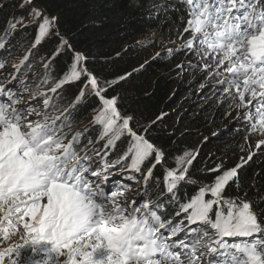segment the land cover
<instances>
[{"label":"snow or ice","instance_id":"obj_1","mask_svg":"<svg viewBox=\"0 0 264 264\" xmlns=\"http://www.w3.org/2000/svg\"><path fill=\"white\" fill-rule=\"evenodd\" d=\"M19 7L28 9L31 23L38 25L29 53L45 38L57 41L44 65L46 72L62 52L71 51L73 63L45 92H30L25 81L12 73L11 80L4 76L0 83V96H6L0 101V243L19 228L24 239L15 249L0 250V264H5L6 256L8 264L21 258L24 264H50L59 256L66 257L64 264H264V194L257 190L255 199L226 195L229 188L241 189V172L258 153L249 151L230 168L222 164L206 168L215 175L202 182L191 173L199 152H186L176 157L175 168L165 171L163 190L159 181L152 185L150 178L166 161V153L152 141L151 125L139 127L137 121L138 129L133 128L135 117L121 112L117 96H106L132 73L105 80L101 86L100 79L81 65L83 54L60 34L56 18L48 16L38 0H19ZM151 7L155 12L181 13L183 31L177 35H191L175 51L197 58L187 67L203 74L201 90H211L217 110L225 104L240 110L237 120L246 121V143L254 136L264 137V0H161ZM22 19L13 16L5 22L0 49H8L9 37ZM151 42L138 43L146 47ZM29 59L23 56L13 65L14 72L30 66ZM177 67L183 71L185 66ZM0 69L7 71L4 63ZM17 81L20 87L13 91ZM75 81L84 87L66 107L57 108L53 101L63 99L64 85ZM47 82L46 76L37 87ZM85 88L98 98L100 107L94 109L91 124L69 139L64 128H70L68 118L86 99ZM22 90L31 103H20ZM41 101V108L34 106ZM49 110L59 115L52 116ZM94 126H99L96 139L83 144L84 132ZM99 142H104L103 154L97 151ZM255 148L264 155V139H258ZM109 152L117 158L109 157L103 166L92 155L103 160ZM116 168L143 177L145 186L135 198L126 195L128 184L110 181ZM184 185L193 188L190 196L181 195ZM166 203L172 205L170 210ZM232 237L254 239L245 243L225 239ZM25 247L44 258L22 257Z\"/></svg>","mask_w":264,"mask_h":264},{"label":"trees","instance_id":"obj_2","mask_svg":"<svg viewBox=\"0 0 264 264\" xmlns=\"http://www.w3.org/2000/svg\"><path fill=\"white\" fill-rule=\"evenodd\" d=\"M160 2L161 0H38L45 13L56 18L60 34L77 52L83 54L85 59L81 61V65L100 79L101 86H104L105 80L112 81L120 75L132 73L129 79L110 89L106 96H117L121 112L135 117L133 128L138 129L137 121L139 127L151 125V139L163 149L167 159L154 169L150 182L155 185L159 181L160 189L163 190L165 171L175 168L176 157L183 156L186 152H199L191 173L202 182L212 181L215 174L204 170L219 164V154L236 151V136L231 135L228 129L241 119L237 120L235 113L229 115L228 104L217 110V100L211 98V90H201L203 74L197 68L187 67L192 57L186 58L184 51H175L190 36V33L182 38L177 35L183 31L181 13L155 12L151 5ZM0 9V29L13 16L23 18L17 24L18 30L9 40L8 49H0V62L7 68L11 64L8 57L11 51L32 48L38 25L31 23L28 9H21L19 0H0ZM139 38L160 39L169 45L159 50L160 55L155 59L153 57L156 54L140 59L135 48ZM56 46L57 41L45 38L30 53L32 65L35 62L42 63L41 82L47 76L45 86L49 88L64 76L73 63L72 52H62L46 72L44 65L52 58ZM169 49L173 50L172 55H169ZM180 64L185 66L183 71L177 67ZM82 87L84 84L80 81L68 83L64 85L63 99L57 97L56 100L59 104H69ZM85 92L86 99L79 110L68 118L70 126L76 122H92L96 114L94 109L98 110L100 107L98 98L88 95L90 88H85ZM161 116L162 119L157 120ZM152 121L156 123L151 124ZM244 123L246 125L245 120ZM205 137L208 139L205 140ZM88 139L91 138L84 132L81 137L83 144H87ZM103 145L104 142H99L97 150ZM234 155L236 158L239 156L238 152ZM109 157L111 160L117 158L112 152H109L106 160ZM254 174L258 175L254 177ZM241 177V189L234 191L229 188L226 195L243 197L247 194L249 198L255 199L258 196L257 190L259 194H264V155L258 153L242 170ZM254 179L256 183H253ZM192 192L191 186L184 185L181 188L182 196H190ZM171 207L166 203V209L170 210ZM8 260L9 257L6 256L5 264H8Z\"/></svg>","mask_w":264,"mask_h":264},{"label":"rangeland","instance_id":"obj_3","mask_svg":"<svg viewBox=\"0 0 264 264\" xmlns=\"http://www.w3.org/2000/svg\"><path fill=\"white\" fill-rule=\"evenodd\" d=\"M2 35H3V31H0V36H2ZM190 35H191V33H190ZM146 39H148V38H139L137 40V42L135 43L136 44L135 45L136 52L138 53L140 59L152 57L153 55L158 53L159 50L164 49V47L169 45L165 41H162L160 39H153V38H149L152 40V42L150 44H147L146 47L142 46L140 43H138L141 41H145ZM9 40H11V37H9ZM25 55L30 56L29 61L26 62V65H30V66H28V67L21 66V71L19 73H15L13 70V65H16ZM8 57L10 59L11 64L9 66H7V68H6L7 71H5V69L0 70V74H2V75H0V77L3 76V78H0V83L4 82V80H2V79H4V76H7V78L9 80H11V75H9V73H12V74L18 75L21 80L25 81V83L28 85V90L30 92L35 93L37 91H41V92L47 91V89L49 88V87L45 86L47 84H44L43 87H40V88L37 87V85L41 84L43 65L41 62H35V64L32 65V55L29 53V50L11 51L10 54L8 55ZM196 59H197L196 57H192L189 62L195 63ZM1 63H3V62L1 61ZM201 67H203V65H201ZM186 77H189V76L186 75ZM19 87H20L19 82L18 81L14 82V87L12 88V90L15 91L16 88H19ZM48 95L50 96L51 93L49 92ZM22 96H23V99L20 101L21 104H23L25 101H28L29 103H31V101H29V98H28V92H23V90H22ZM3 100H6V99H4V98L1 99V101H3ZM53 102L56 104L57 108H60L61 110L63 109V107H66L68 105L67 103L59 104L56 99ZM34 106L41 108L42 107V101L39 105H34ZM227 111H229L230 113H235V115L237 117V114L240 110L230 109V107L228 105ZM49 112H50V115H52V116L59 115V112L55 111V110H49ZM90 122L91 121L80 122V123L76 122L75 124H71L70 128L69 127L64 128V131L69 134L68 138L71 139V136L74 135L73 133L82 132L86 128V126L89 125ZM245 126L246 125L244 123V120L241 119L240 121L235 122V124L232 125L228 129V132L231 135L236 136L235 137L236 151L235 152H225V153L218 155V161H219V164H222V167L230 168V167L234 166L236 163L240 162L241 156H244L246 158L249 151L259 153L258 150L255 148V145H256L258 139H264V137L254 136L249 143H246L244 140V137L247 134L245 132ZM87 134L92 140L96 139L97 135L99 134V126H97V127L94 126V127L90 128L87 131ZM242 147H243L244 151H241ZM236 152H238V154H239V156L237 158L234 155ZM83 154L84 153L82 152L81 155H83ZM100 164H101V166H103V163H100ZM112 173L113 174L110 177V181L118 182L120 184H128L129 185V189L126 193V195L129 197L135 198L134 194L142 191L144 186H145L143 181L140 179V177H137L135 175V173L127 171L126 169L124 172H121V170L119 168H116V169L112 170ZM128 176H134L135 179L134 180H128L127 179ZM110 187H111V182L109 184L105 185L106 189L110 188ZM22 236H23V229L22 228L17 229L15 231L14 235H12V237L10 238V240L3 242V243H0V250H3L6 247H12L13 249H15L17 245L24 244V239H22ZM234 238L238 242H243L242 237H239V238L234 237ZM225 239L228 240L231 238H225ZM251 240H252V238H251ZM21 252H22V257L26 256V255H31L33 257V259H43L44 258L43 253L33 254L31 252L30 248H28V247L21 249ZM10 258L16 259V257L14 255H12ZM65 259H66L65 256H59V257L55 258L54 261L50 262V264H64ZM17 264H24L23 258L18 260Z\"/></svg>","mask_w":264,"mask_h":264},{"label":"bare ground","instance_id":"obj_4","mask_svg":"<svg viewBox=\"0 0 264 264\" xmlns=\"http://www.w3.org/2000/svg\"><path fill=\"white\" fill-rule=\"evenodd\" d=\"M236 243H243V242H238V241H236Z\"/></svg>","mask_w":264,"mask_h":264}]
</instances>
